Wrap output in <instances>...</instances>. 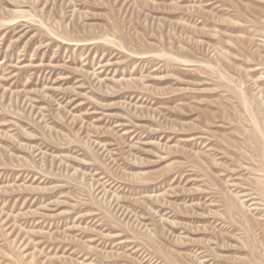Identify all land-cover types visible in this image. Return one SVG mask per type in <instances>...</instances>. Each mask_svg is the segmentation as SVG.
<instances>
[{
    "label": "rangeland",
    "instance_id": "1",
    "mask_svg": "<svg viewBox=\"0 0 264 264\" xmlns=\"http://www.w3.org/2000/svg\"><path fill=\"white\" fill-rule=\"evenodd\" d=\"M0 264H264V0H0Z\"/></svg>",
    "mask_w": 264,
    "mask_h": 264
}]
</instances>
